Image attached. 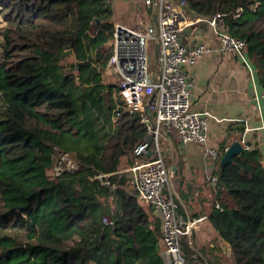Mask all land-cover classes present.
Masks as SVG:
<instances>
[{
  "label": "trees",
  "instance_id": "16d2710c",
  "mask_svg": "<svg viewBox=\"0 0 264 264\" xmlns=\"http://www.w3.org/2000/svg\"><path fill=\"white\" fill-rule=\"evenodd\" d=\"M184 1L189 18L221 14L222 30L246 42L264 98V0ZM0 16V264H165L161 220L120 175L123 159L131 167L154 155L151 143L135 156L149 139L146 126L118 109V85L106 81L110 1L0 0ZM56 150L77 170L55 176ZM217 151L210 201L193 202L177 174L179 203L193 217L190 203L202 207L234 264H264L262 156L245 150L222 164L224 147ZM99 173L112 174L118 189L93 180ZM181 242L185 264H221L210 249L202 257Z\"/></svg>",
  "mask_w": 264,
  "mask_h": 264
},
{
  "label": "built area",
  "instance_id": "2783aa9c",
  "mask_svg": "<svg viewBox=\"0 0 264 264\" xmlns=\"http://www.w3.org/2000/svg\"><path fill=\"white\" fill-rule=\"evenodd\" d=\"M139 1L148 9L154 24L140 23L135 29L115 25L112 55L107 65L118 85L121 98L118 109L123 113H138L141 123L146 126L149 139L137 146L135 156L147 153L149 144H153L154 159L135 163L128 170L127 192L150 206L161 220V256L165 264H185L181 238L193 249L191 233L197 228L198 222L206 217L191 220L185 213L178 212L182 205L176 191V180L171 173L172 166L165 163L160 140L174 135L180 144H196L204 149L207 157L212 160L217 158V149L208 146L210 115L191 108L193 84L187 70L203 54L215 51L236 54L250 70L245 53L246 42L222 30L224 19L221 14L209 20L191 19L187 16L184 0ZM201 22L218 39V49L201 43L191 47L181 43L182 31ZM155 45L158 46L157 62L149 70L148 64L153 58ZM56 153L53 168L55 176L64 171L77 170L78 163L67 153L58 150ZM213 170L212 167L205 175L206 181L212 186L217 183ZM111 175L99 173L93 180L115 191L118 186L110 181Z\"/></svg>",
  "mask_w": 264,
  "mask_h": 264
},
{
  "label": "crops",
  "instance_id": "0c3cea01",
  "mask_svg": "<svg viewBox=\"0 0 264 264\" xmlns=\"http://www.w3.org/2000/svg\"><path fill=\"white\" fill-rule=\"evenodd\" d=\"M109 1L115 25L135 29L140 23L154 24L153 17L139 0ZM180 41L188 47L201 43L218 49L220 45L204 22L184 29ZM187 71L193 84L191 108L210 115L208 146L217 150L224 147L226 150L234 143H239L243 151H258L264 167V98L261 89L256 86L253 66L249 70L236 54L215 51L203 54ZM160 143L167 166L174 165L177 174L185 180L186 188L190 185L194 191L193 202L210 201L205 175L218 163L207 157L204 149L198 145H182L175 136L173 140L167 138L160 140ZM193 202L190 204L198 215L193 217L181 201L184 213L191 220L205 217V214H199L202 207ZM191 241L196 248L215 249L219 253V247H226L229 251L207 218L198 222L197 228L191 233Z\"/></svg>",
  "mask_w": 264,
  "mask_h": 264
},
{
  "label": "rangeland",
  "instance_id": "374dc122",
  "mask_svg": "<svg viewBox=\"0 0 264 264\" xmlns=\"http://www.w3.org/2000/svg\"><path fill=\"white\" fill-rule=\"evenodd\" d=\"M4 27H5V23H4L3 19H2V16H0V28L2 30H4ZM2 30L0 31V60L2 59V48H3V40L1 38ZM149 55H151V52H150ZM152 68H154V60H153V58H151L150 63L148 64V69L149 70H152ZM113 80H114V74H113V72L111 70H107L106 81L107 82H110V81H113ZM161 150L163 152V149H161ZM133 161H134V163L132 164V166H134L135 163H139L140 162L139 159H137L136 161L135 160H133ZM126 162H127V159H123L122 164H121V167H120L121 168V172H120L121 174L120 175H124V177L128 181L129 180L128 170L132 166L131 167H128L126 165ZM175 183H176V191H177V186L178 185H177V182H175ZM124 189L126 190V192L129 191V189H128V183L126 184V186H125ZM177 193H178V191H177ZM193 249L195 251H198L197 253L202 256L201 252L204 250V248H201V249L200 248H196V246L194 245ZM217 250H219V253L216 252L215 249H210V251H212V253L215 255V257L220 260L221 264H234L233 263V258H232L231 253H230V250L228 251V249L226 247H219Z\"/></svg>",
  "mask_w": 264,
  "mask_h": 264
},
{
  "label": "water",
  "instance_id": "95a60500",
  "mask_svg": "<svg viewBox=\"0 0 264 264\" xmlns=\"http://www.w3.org/2000/svg\"><path fill=\"white\" fill-rule=\"evenodd\" d=\"M157 55H158V46L155 45L154 47V52H153V60H154V65L156 66V62H157ZM243 152L242 147L240 146L239 143H234L233 145H231V147H229V149L225 152L221 163L225 164L226 162L230 161L231 158L236 155ZM171 173L173 174L174 179L176 180V176H177V169L174 165H172L171 167Z\"/></svg>",
  "mask_w": 264,
  "mask_h": 264
}]
</instances>
